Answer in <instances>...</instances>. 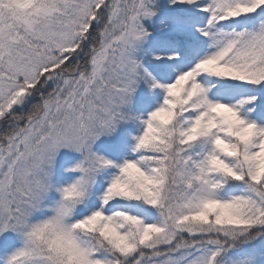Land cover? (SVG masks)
<instances>
[{
    "label": "snow or ice",
    "instance_id": "6c2138e0",
    "mask_svg": "<svg viewBox=\"0 0 264 264\" xmlns=\"http://www.w3.org/2000/svg\"><path fill=\"white\" fill-rule=\"evenodd\" d=\"M0 264H264V0H0Z\"/></svg>",
    "mask_w": 264,
    "mask_h": 264
},
{
    "label": "trees",
    "instance_id": "16d2710c",
    "mask_svg": "<svg viewBox=\"0 0 264 264\" xmlns=\"http://www.w3.org/2000/svg\"><path fill=\"white\" fill-rule=\"evenodd\" d=\"M135 104L138 105L139 104V98L135 99ZM131 133L133 135L136 134V129L132 126V125H121L119 126L115 137L113 138V142H112V147L114 148L115 146L119 145L120 143H122L123 141H125L128 136L127 134Z\"/></svg>",
    "mask_w": 264,
    "mask_h": 264
},
{
    "label": "rangeland",
    "instance_id": "374dc122",
    "mask_svg": "<svg viewBox=\"0 0 264 264\" xmlns=\"http://www.w3.org/2000/svg\"><path fill=\"white\" fill-rule=\"evenodd\" d=\"M115 137V135L112 138H101L96 145H94V148H98L101 150V152L103 153L106 149H111L112 147V142H113V138ZM7 239H12L11 235L9 234Z\"/></svg>",
    "mask_w": 264,
    "mask_h": 264
}]
</instances>
